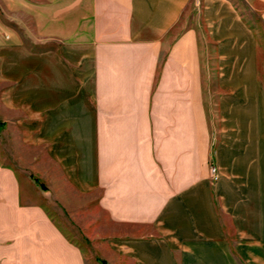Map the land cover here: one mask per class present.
Masks as SVG:
<instances>
[{
  "label": "crops",
  "instance_id": "0c3cea01",
  "mask_svg": "<svg viewBox=\"0 0 264 264\" xmlns=\"http://www.w3.org/2000/svg\"><path fill=\"white\" fill-rule=\"evenodd\" d=\"M202 2L0 0V264H88L91 208L130 264H264V0Z\"/></svg>",
  "mask_w": 264,
  "mask_h": 264
},
{
  "label": "rangeland",
  "instance_id": "374dc122",
  "mask_svg": "<svg viewBox=\"0 0 264 264\" xmlns=\"http://www.w3.org/2000/svg\"><path fill=\"white\" fill-rule=\"evenodd\" d=\"M239 4V1H237ZM193 10L196 14V20L198 19L200 25H203L204 16H203V2L202 0H193ZM1 15V10H0ZM202 30V34L206 35ZM217 46L213 44H209L205 42L203 44V73L205 76V87L206 90H211L212 92L216 89V77L218 71V59H217ZM261 75L264 77V70H261ZM214 95V94H213ZM212 102L217 103L216 96L212 97ZM6 153V152H4ZM7 164H12V161H6ZM15 164V163H14ZM215 166L211 164V166ZM24 171L25 176L28 178L30 174V168L25 165ZM211 169V168H210ZM34 179V176H32ZM32 180V179H31ZM40 182L38 184L32 183L33 180L28 183L31 188H37L40 191V200L42 202L50 204L51 207L55 208L53 205V196L47 192L46 181L43 179H38ZM27 188V187H26ZM45 192L42 193V192ZM56 210V209H55ZM52 211V210H51ZM95 208H91L88 210V213L84 219L83 229L80 227L74 226L71 236L74 239V242L81 246L83 252L86 254L88 264H130L127 260V257H113L112 253V243L111 240L112 230L110 224L103 221V224L96 226V214ZM56 211H52L51 213L55 216ZM68 220L64 219V225H67ZM100 238V239H99Z\"/></svg>",
  "mask_w": 264,
  "mask_h": 264
},
{
  "label": "built area",
  "instance_id": "2783aa9c",
  "mask_svg": "<svg viewBox=\"0 0 264 264\" xmlns=\"http://www.w3.org/2000/svg\"><path fill=\"white\" fill-rule=\"evenodd\" d=\"M211 176L213 178L214 181L217 180L218 178V171H217V167L216 166H211Z\"/></svg>",
  "mask_w": 264,
  "mask_h": 264
}]
</instances>
